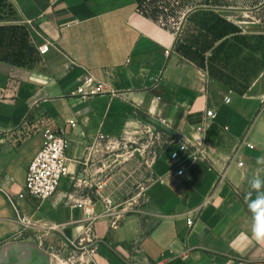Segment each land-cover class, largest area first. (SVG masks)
I'll return each instance as SVG.
<instances>
[{"label":"crops","instance_id":"crops-1","mask_svg":"<svg viewBox=\"0 0 264 264\" xmlns=\"http://www.w3.org/2000/svg\"><path fill=\"white\" fill-rule=\"evenodd\" d=\"M159 1L11 0L26 35L0 57V264H61L68 242L94 264H264L245 199L264 180V71L243 90L211 77L177 51L179 7ZM88 74L106 93H74ZM147 120L171 140L140 155L154 179L131 208L116 201V172L132 168L117 169L116 145L141 140ZM47 130L70 139L69 175L48 200L21 197ZM181 137L202 158L173 160Z\"/></svg>","mask_w":264,"mask_h":264},{"label":"rangeland","instance_id":"rangeland-1","mask_svg":"<svg viewBox=\"0 0 264 264\" xmlns=\"http://www.w3.org/2000/svg\"><path fill=\"white\" fill-rule=\"evenodd\" d=\"M169 3L179 7L171 23L177 31L176 49L183 57L238 90L245 89L264 71V0H169ZM19 18L11 0H0V57L13 59L18 49L15 46H20L12 43L11 29L24 27L18 23ZM147 122L141 140L125 139L116 145L118 152L126 154L117 157V169L125 159L132 163L131 171L116 172V201L126 202L131 208L140 207L136 198L154 179L148 167L150 163L144 166L140 155L145 149L152 150L153 161L157 157L155 150L160 145L165 148L166 141L171 140L160 125ZM145 207L148 220H152L150 203L146 202ZM54 250L62 256L61 264H94L87 245L76 249L70 243H63Z\"/></svg>","mask_w":264,"mask_h":264},{"label":"built area","instance_id":"built-area-1","mask_svg":"<svg viewBox=\"0 0 264 264\" xmlns=\"http://www.w3.org/2000/svg\"><path fill=\"white\" fill-rule=\"evenodd\" d=\"M51 43L47 42L38 48L41 55L49 53ZM104 83L98 80L95 76L88 74L79 83L75 90V94L81 96L84 99H89L97 95L106 93ZM226 102L230 103L231 98L227 97ZM207 117L215 118L214 111H208ZM75 127L76 123L71 122ZM178 149L172 153L171 158L173 160H180V165L184 163L188 158L200 159L204 148L202 145L195 146V150L191 151V142L181 137L177 139ZM70 146V139L68 135L63 131L47 130L44 134L43 145L36 153L35 157L31 161L26 175L25 193L21 195H30L40 200H48L54 197L61 186V183L65 177L69 175V159L67 157V150ZM194 147V145H192ZM181 154L186 155L181 160ZM155 155V153H154ZM149 162V161H148ZM183 170H179L178 174L182 175ZM102 188V186H100ZM14 207V201L10 199ZM80 206H82L80 204ZM87 208V207H86ZM20 221L28 224L29 221L24 218H20ZM188 225H193V220H188ZM52 228H57L53 226ZM71 244V242H68ZM72 245L75 246L74 243Z\"/></svg>","mask_w":264,"mask_h":264},{"label":"clouds","instance_id":"clouds-1","mask_svg":"<svg viewBox=\"0 0 264 264\" xmlns=\"http://www.w3.org/2000/svg\"><path fill=\"white\" fill-rule=\"evenodd\" d=\"M258 164H264V156L257 158ZM251 189L255 192V199H252L250 191L246 196V203L249 211L254 214L257 224L252 227V239L258 244H264V180L253 178L250 182Z\"/></svg>","mask_w":264,"mask_h":264},{"label":"trees","instance_id":"trees-1","mask_svg":"<svg viewBox=\"0 0 264 264\" xmlns=\"http://www.w3.org/2000/svg\"><path fill=\"white\" fill-rule=\"evenodd\" d=\"M11 29H12V37H14V40L16 41L15 37L18 38L19 39L18 41L21 42L20 44L23 45V43L25 41V35H26V33L20 27H12ZM1 30H2V32H4V29H1ZM20 33H21V36H19ZM16 35H18V36H16Z\"/></svg>","mask_w":264,"mask_h":264},{"label":"water","instance_id":"water-1","mask_svg":"<svg viewBox=\"0 0 264 264\" xmlns=\"http://www.w3.org/2000/svg\"><path fill=\"white\" fill-rule=\"evenodd\" d=\"M206 232H207V231H205V232L203 233V235H204ZM203 235H202V236H203Z\"/></svg>","mask_w":264,"mask_h":264}]
</instances>
